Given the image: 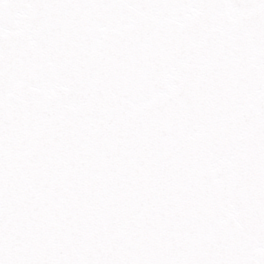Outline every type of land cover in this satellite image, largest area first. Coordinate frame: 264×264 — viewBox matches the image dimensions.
<instances>
[{"label": "water", "instance_id": "95a60500", "mask_svg": "<svg viewBox=\"0 0 264 264\" xmlns=\"http://www.w3.org/2000/svg\"><path fill=\"white\" fill-rule=\"evenodd\" d=\"M0 264H264V0H0Z\"/></svg>", "mask_w": 264, "mask_h": 264}]
</instances>
